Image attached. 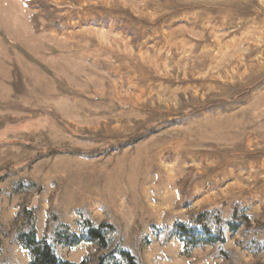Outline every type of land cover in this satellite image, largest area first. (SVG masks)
<instances>
[{
  "label": "rangeland",
  "instance_id": "rangeland-1",
  "mask_svg": "<svg viewBox=\"0 0 264 264\" xmlns=\"http://www.w3.org/2000/svg\"><path fill=\"white\" fill-rule=\"evenodd\" d=\"M23 207L65 261L264 264V0H0V264ZM86 221L108 248L58 241Z\"/></svg>",
  "mask_w": 264,
  "mask_h": 264
},
{
  "label": "trees",
  "instance_id": "trees-1",
  "mask_svg": "<svg viewBox=\"0 0 264 264\" xmlns=\"http://www.w3.org/2000/svg\"><path fill=\"white\" fill-rule=\"evenodd\" d=\"M25 214L29 216V229L28 231L20 229L16 233L15 240L17 244L27 250L30 260L29 264H78L60 259L45 239L38 240L33 223V211H29L23 207L19 211V216ZM209 216L210 214L207 212H200L193 216L191 221L199 227V231L187 224H175L176 236L182 241L186 252H190L191 249L201 246L218 247L225 242L224 233L221 229V218L218 215L214 216L215 228L212 229L209 226ZM233 219L244 226H251L249 218L246 215H240L237 207L233 211ZM85 226L87 227V231L82 237L67 232L63 238H59L58 235V241L67 246H76L81 242L87 241L94 243L98 249L109 247V240L105 237L102 230L105 225L94 227L90 221H86ZM260 228H264V225H261ZM112 252L116 253L119 258L114 259L112 264H137L135 258L125 250L115 249ZM220 254H223L222 251ZM85 263L86 261H82L79 264ZM98 264H105L102 258H100Z\"/></svg>",
  "mask_w": 264,
  "mask_h": 264
}]
</instances>
